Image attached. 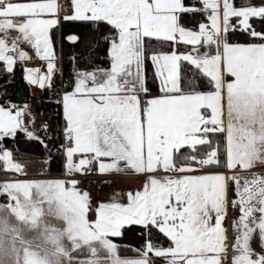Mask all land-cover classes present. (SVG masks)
Returning a JSON list of instances; mask_svg holds the SVG:
<instances>
[{"label": "snow or ice", "instance_id": "6c2138e0", "mask_svg": "<svg viewBox=\"0 0 264 264\" xmlns=\"http://www.w3.org/2000/svg\"><path fill=\"white\" fill-rule=\"evenodd\" d=\"M22 46L45 72L23 67ZM18 64L27 85L53 92L57 132L25 125ZM21 133L69 177L145 176L141 191L96 208L75 179L34 185L78 202L113 264H225L230 248V264H264L252 246L264 250V0H0V194L26 174ZM126 229L140 242L121 259Z\"/></svg>", "mask_w": 264, "mask_h": 264}, {"label": "rangeland", "instance_id": "374dc122", "mask_svg": "<svg viewBox=\"0 0 264 264\" xmlns=\"http://www.w3.org/2000/svg\"><path fill=\"white\" fill-rule=\"evenodd\" d=\"M15 35V32L11 33V36ZM22 48L32 55V60L23 67L39 69L41 73L45 72L44 62L36 59L27 46H22ZM30 89L34 94L41 92L38 87L30 86ZM29 111L31 118L24 117L25 125L27 124L26 126L31 132L43 138L40 133L46 132H43L42 129L50 123L53 129L56 122L49 119L47 114L35 115L31 106H29ZM16 161L25 167L26 174L12 177L18 183L12 186L11 195L0 194V264H53V262L39 261L38 256L40 255L38 254L44 255L52 261L51 258L56 256V252L64 248L62 240L64 236L72 235L73 238H76L74 234H77L81 228L79 222H83L80 205L75 200L66 199L59 190L41 189L34 186L49 185L64 180L47 177L48 166L41 159ZM41 169L44 170L43 173L40 172ZM21 177L28 178L22 179ZM3 178V175H0V179ZM74 179L78 181V189L82 192L87 191L89 194L90 189H95L99 184L97 180L96 186L86 187L82 179ZM70 180L65 179V181ZM39 236H42L41 240L43 241L49 240V246H42ZM91 237L93 238L92 256H86L87 258H82L76 263L56 262L54 264H113L111 257H105L98 253L94 245L98 240ZM98 246L101 249L104 243ZM118 252V249H114L113 256ZM105 258H109V260L105 261ZM225 264H227L226 261Z\"/></svg>", "mask_w": 264, "mask_h": 264}, {"label": "crops", "instance_id": "0c3cea01", "mask_svg": "<svg viewBox=\"0 0 264 264\" xmlns=\"http://www.w3.org/2000/svg\"><path fill=\"white\" fill-rule=\"evenodd\" d=\"M29 89L30 86L28 85ZM31 90V89H30ZM42 91V90H41ZM41 93V92H40ZM38 93V94H40ZM30 106V105H28ZM30 112V111H29ZM26 118H31L26 116ZM63 121H62V110L60 109V122H59V127H62ZM27 125V124H26ZM53 128H57V124ZM42 129V128H41ZM40 129V130H41ZM39 130V129H38ZM37 131V129H35ZM255 172L258 173H264V167H258L254 169ZM98 177L99 184L95 189H90V200L93 208H96L100 203H105V202H110V200L113 198V194L117 193L120 194L122 197L121 202H124L126 200V194L128 192H136V191H141L143 189V186L145 184V176L142 174H134L130 171L125 172V173H112V174H99V173H94ZM82 176L81 174L69 177L65 174V170L63 167L62 163V174L57 175V176H47V177H52V178H58V179H74V178H80ZM22 179H27L24 177H21ZM231 199V197H230ZM239 212L238 211H233L231 207H229L228 212H227V217L225 220V226L227 228L229 237L231 238L233 235V223L234 221L238 218ZM89 218H93V214L89 213ZM80 223V229L76 235V238H73L72 235L64 236L62 238L63 240V245L64 248L61 249L60 251L56 252V256L52 259V261L47 258L46 256L42 254H38L39 261L42 262H67V263H76V261H81L82 258H87L92 255H89V253H92L91 249V244L94 237L95 240L99 241V244L94 243L96 246V250L98 251L99 254L105 255V252L103 251V248L100 249L98 245L103 244L104 242L101 240V237L99 235L94 234L89 230L86 222L83 219V222ZM83 229V231H80ZM79 236V237H77ZM42 236H39V240L41 242L42 246H49V240L45 239L44 241L41 240ZM97 244V245H96ZM253 248L256 250L257 253H262L264 250H262L259 246V241L255 240L253 241L252 244ZM91 249V250H90ZM119 252L118 254L114 256H118L119 258H131L134 256H125L121 254L120 249L118 248ZM87 256V257H86ZM50 260V261H49ZM109 258H105V261H108ZM227 264H230L231 262V248L229 249V256L228 259L226 260Z\"/></svg>", "mask_w": 264, "mask_h": 264}, {"label": "trees", "instance_id": "16d2710c", "mask_svg": "<svg viewBox=\"0 0 264 264\" xmlns=\"http://www.w3.org/2000/svg\"><path fill=\"white\" fill-rule=\"evenodd\" d=\"M68 32L69 34L72 33V29L66 28L61 29L58 32V35L62 34L63 32ZM77 31L85 32L84 29H77ZM86 34V32H85ZM70 45L65 42L64 51L65 53L68 52L70 49ZM22 76V69L21 66L18 64L15 69V87H16V94L13 96V100L20 103V102H27L33 109L35 115L47 114L49 119L56 122L57 127L59 126L60 122V108L56 104V98L52 91H41L40 94H34L30 91L26 82L21 78ZM50 131L45 133V136H48L49 133L53 132L55 128L52 129L51 123L48 125ZM19 137V151L15 154L16 160H31V159H40L39 157L42 156V150L39 145L35 144L34 142L26 141L24 135L18 134ZM51 147V145H49ZM62 157H58L55 152H53V163L50 167H48V171L46 173L47 176H57L62 174ZM231 197V194H230ZM116 242L118 243V248L120 249L121 254L125 256H135L136 253L133 251L134 246H138L140 242V235L139 232H133L129 230H125V235L121 238H117ZM165 246H167V241H164Z\"/></svg>", "mask_w": 264, "mask_h": 264}, {"label": "built area", "instance_id": "2783aa9c", "mask_svg": "<svg viewBox=\"0 0 264 264\" xmlns=\"http://www.w3.org/2000/svg\"><path fill=\"white\" fill-rule=\"evenodd\" d=\"M58 128H56L53 132L49 133L48 135H51L54 132H57ZM43 137L45 133H40ZM80 178L83 180V183L86 187H92L97 185L98 177L94 174H88V175H82Z\"/></svg>", "mask_w": 264, "mask_h": 264}]
</instances>
